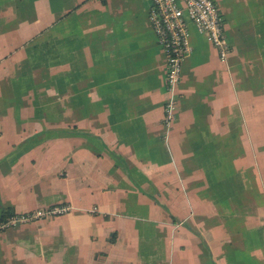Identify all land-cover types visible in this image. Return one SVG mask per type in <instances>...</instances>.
Wrapping results in <instances>:
<instances>
[{"label":"crops","instance_id":"obj_1","mask_svg":"<svg viewBox=\"0 0 264 264\" xmlns=\"http://www.w3.org/2000/svg\"><path fill=\"white\" fill-rule=\"evenodd\" d=\"M214 1L171 94L149 0H0V214L69 205L0 264H264V0Z\"/></svg>","mask_w":264,"mask_h":264},{"label":"built area","instance_id":"obj_2","mask_svg":"<svg viewBox=\"0 0 264 264\" xmlns=\"http://www.w3.org/2000/svg\"><path fill=\"white\" fill-rule=\"evenodd\" d=\"M147 18L156 43L165 56V87L173 94L181 78V66L189 53V24L206 36L216 48L219 59L225 61L231 51L223 26V17L214 0H149ZM174 100L166 105L170 116ZM69 205H55L26 213L12 214L0 222V231L47 216L66 213Z\"/></svg>","mask_w":264,"mask_h":264},{"label":"trees","instance_id":"obj_3","mask_svg":"<svg viewBox=\"0 0 264 264\" xmlns=\"http://www.w3.org/2000/svg\"><path fill=\"white\" fill-rule=\"evenodd\" d=\"M13 213L12 212H5V211H2L1 214H0V222L2 221H5L9 216H11Z\"/></svg>","mask_w":264,"mask_h":264},{"label":"rangeland","instance_id":"obj_4","mask_svg":"<svg viewBox=\"0 0 264 264\" xmlns=\"http://www.w3.org/2000/svg\"><path fill=\"white\" fill-rule=\"evenodd\" d=\"M217 4V3H216ZM218 8H219V6H218ZM220 9V8H219ZM149 21V20H148ZM223 26H224V28H225V26H226V22H225V20L223 21ZM224 33H225V31H224ZM225 36H226V34H225Z\"/></svg>","mask_w":264,"mask_h":264}]
</instances>
